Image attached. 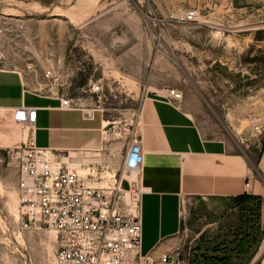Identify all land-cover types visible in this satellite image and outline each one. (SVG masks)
Masks as SVG:
<instances>
[{
    "label": "rangeland",
    "instance_id": "rangeland-1",
    "mask_svg": "<svg viewBox=\"0 0 264 264\" xmlns=\"http://www.w3.org/2000/svg\"><path fill=\"white\" fill-rule=\"evenodd\" d=\"M193 8L197 16L189 20ZM28 63L37 78L50 70L80 107L102 109L103 149L90 159L112 169L121 166L142 98L165 86L182 89L180 104L208 136L247 142L258 135L249 143L257 149L264 135V0H0V65L21 69L34 86ZM253 116L261 118L259 133L251 129ZM10 126L23 134L25 127ZM6 149L0 148V264H54L56 232L19 220L18 169ZM182 208L174 264H210L209 255L224 257L217 264H245L264 234L245 250L239 207ZM123 264L150 262L131 252Z\"/></svg>",
    "mask_w": 264,
    "mask_h": 264
},
{
    "label": "crops",
    "instance_id": "crops-1",
    "mask_svg": "<svg viewBox=\"0 0 264 264\" xmlns=\"http://www.w3.org/2000/svg\"><path fill=\"white\" fill-rule=\"evenodd\" d=\"M32 83L21 69L0 65V148L24 140L74 152L76 155L71 154L70 160L75 159L82 170L93 162L107 164L104 159H90L97 153L99 156L96 151L103 149L107 122L102 109L62 108L59 98L36 93ZM165 95V89L149 90L135 119L143 151L138 175L143 187L140 258L150 264H162L161 255L165 253L174 259L173 239L181 228L185 202L203 205L210 211H232L246 203L243 195L253 196L258 199L255 230L261 235L264 232V135L257 149L250 148L249 143L258 141V135L249 137L247 142L238 135L208 136L190 112L180 103L167 100ZM19 105L37 108L27 139L10 126L13 108ZM88 111L90 115L85 113ZM123 152L124 146L121 158ZM242 227L245 231L251 229V225ZM260 264H264V258Z\"/></svg>",
    "mask_w": 264,
    "mask_h": 264
},
{
    "label": "built area",
    "instance_id": "built-area-1",
    "mask_svg": "<svg viewBox=\"0 0 264 264\" xmlns=\"http://www.w3.org/2000/svg\"><path fill=\"white\" fill-rule=\"evenodd\" d=\"M185 16L195 19L197 9L187 10ZM27 68L34 74L33 91L59 98L62 108L80 107L59 89L57 77L50 70H42L37 78L33 63H28ZM164 89L167 100L180 103L181 88L165 86ZM36 112L37 108L32 105L15 106L12 120L26 127L35 121ZM85 113L90 115L89 111ZM250 124L255 133L261 132L259 116H253ZM137 129L135 125L124 136V152L118 169L93 162L81 171L71 164L69 150L24 140L7 147L18 169L19 220L24 226L48 227L56 232L54 264H123L129 253L139 255L143 187L138 175L143 151ZM130 173L134 175L128 176ZM124 175L129 177L126 184ZM160 261L174 264L165 253Z\"/></svg>",
    "mask_w": 264,
    "mask_h": 264
},
{
    "label": "trees",
    "instance_id": "trees-1",
    "mask_svg": "<svg viewBox=\"0 0 264 264\" xmlns=\"http://www.w3.org/2000/svg\"><path fill=\"white\" fill-rule=\"evenodd\" d=\"M242 198L244 200H246V203H242L240 205V215H239V221L242 225H251V229H249V231H245L242 227V230L244 232L241 233V239L240 241L242 242V246L245 247L244 249L247 250L248 246V242L249 241H254L255 239V234L257 233V231L255 230L256 228V218H257V211H258V199L250 196V195H243ZM239 199V198H237ZM245 202V201H244ZM257 239H255L256 242ZM224 257H219L217 255H209L206 259V261H208L210 264H217L219 263L221 260H223ZM205 261V262H206Z\"/></svg>",
    "mask_w": 264,
    "mask_h": 264
},
{
    "label": "water",
    "instance_id": "water-1",
    "mask_svg": "<svg viewBox=\"0 0 264 264\" xmlns=\"http://www.w3.org/2000/svg\"><path fill=\"white\" fill-rule=\"evenodd\" d=\"M263 258H264V234L260 239L257 248L255 249V251L253 252V254L250 256V258L247 260L245 264H260Z\"/></svg>",
    "mask_w": 264,
    "mask_h": 264
},
{
    "label": "bare ground",
    "instance_id": "bare-ground-1",
    "mask_svg": "<svg viewBox=\"0 0 264 264\" xmlns=\"http://www.w3.org/2000/svg\"><path fill=\"white\" fill-rule=\"evenodd\" d=\"M17 130V129H16ZM32 131V126L31 125H27L24 129H23V135L24 137L27 139L29 137V135L31 134ZM1 134V133H0Z\"/></svg>",
    "mask_w": 264,
    "mask_h": 264
}]
</instances>
